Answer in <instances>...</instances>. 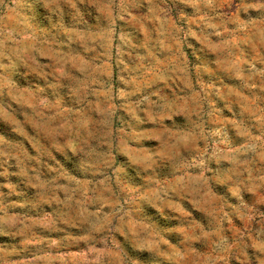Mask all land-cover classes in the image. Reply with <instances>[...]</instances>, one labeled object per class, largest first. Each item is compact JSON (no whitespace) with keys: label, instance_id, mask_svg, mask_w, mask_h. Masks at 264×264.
<instances>
[{"label":"rangeland","instance_id":"1","mask_svg":"<svg viewBox=\"0 0 264 264\" xmlns=\"http://www.w3.org/2000/svg\"><path fill=\"white\" fill-rule=\"evenodd\" d=\"M0 264H264V0H0Z\"/></svg>","mask_w":264,"mask_h":264}]
</instances>
